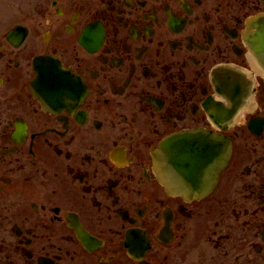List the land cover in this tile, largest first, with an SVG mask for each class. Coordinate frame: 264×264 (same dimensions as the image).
<instances>
[{"label": "flooded vegetation", "instance_id": "flooded-vegetation-1", "mask_svg": "<svg viewBox=\"0 0 264 264\" xmlns=\"http://www.w3.org/2000/svg\"><path fill=\"white\" fill-rule=\"evenodd\" d=\"M20 21L0 29V264H264V0H33ZM230 67L252 94L230 162L210 193H170L151 148L214 128Z\"/></svg>", "mask_w": 264, "mask_h": 264}, {"label": "rangeland", "instance_id": "rangeland-1", "mask_svg": "<svg viewBox=\"0 0 264 264\" xmlns=\"http://www.w3.org/2000/svg\"><path fill=\"white\" fill-rule=\"evenodd\" d=\"M30 1L31 0H0V24L19 18L21 15L19 10L27 7Z\"/></svg>", "mask_w": 264, "mask_h": 264}]
</instances>
